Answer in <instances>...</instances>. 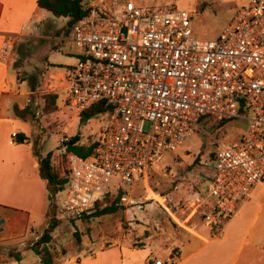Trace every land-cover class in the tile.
Here are the masks:
<instances>
[{"label": "built area", "instance_id": "2783aa9c", "mask_svg": "<svg viewBox=\"0 0 264 264\" xmlns=\"http://www.w3.org/2000/svg\"><path fill=\"white\" fill-rule=\"evenodd\" d=\"M89 1L71 30L81 52L64 68L65 102L79 112L101 100L114 108L93 155L67 156V182L50 194L55 217L90 215L98 200L116 193L114 177L132 183L192 137L203 117L242 119L238 141L215 139L204 200L205 225L222 235L264 184V0L241 6L215 39L197 37L193 16L172 3ZM15 41L3 43L1 59L12 55ZM121 191V201L135 204Z\"/></svg>", "mask_w": 264, "mask_h": 264}, {"label": "rangeland", "instance_id": "374dc122", "mask_svg": "<svg viewBox=\"0 0 264 264\" xmlns=\"http://www.w3.org/2000/svg\"><path fill=\"white\" fill-rule=\"evenodd\" d=\"M134 1L142 5L175 4L193 16L194 34L197 37L215 39L231 22L237 10L250 0ZM85 3L87 6L90 1L86 0ZM50 16L53 23L47 22L33 35L16 39L10 66L18 71L16 76L28 80L22 89L31 90L28 102L34 125L31 141L35 150L44 154L42 156L52 151V163L62 173L67 168L66 138L69 140L79 133V143L88 145L99 138L106 118L98 114L80 125L81 112L65 102L64 67L74 64L81 50L71 41V30H67L68 19L65 21V17ZM31 27L29 25L27 29ZM54 94L58 96L55 105L46 101L48 96ZM246 124L247 121L242 119L220 123L208 118L200 122V128L178 149L166 151L159 163L142 176H136L132 183L125 184L119 177H114L113 192L124 190L126 196L135 200V204L120 201L115 213L74 220L59 219L50 243L53 256L56 255L59 260L68 252L99 254L103 246L123 237L133 246H142L147 242L146 238L150 239L156 247L153 248L154 257L166 259L171 250L172 256H175L177 248L173 246L176 234L189 231L190 226L206 228L203 226V209L207 185L213 175L212 154L217 146L215 139L225 144L236 142ZM95 211L96 207L91 214ZM51 216L45 218L41 214H34L31 221L40 231L47 226ZM19 241L0 242L4 258L9 251L16 249L6 245ZM29 243L25 245L29 246ZM248 250L246 247L236 264L245 263ZM133 259L141 264L142 252Z\"/></svg>", "mask_w": 264, "mask_h": 264}, {"label": "crops", "instance_id": "0c3cea01", "mask_svg": "<svg viewBox=\"0 0 264 264\" xmlns=\"http://www.w3.org/2000/svg\"><path fill=\"white\" fill-rule=\"evenodd\" d=\"M50 15L53 14L41 8L38 0H0V49L8 39L33 35L45 23H53ZM65 19L67 21L68 17ZM29 25L32 27L27 29ZM11 57L0 58V220H4L0 225V242L21 240L6 245L20 251L21 259L4 258L0 248V264H42L39 255L29 246L44 229L37 231L31 217L41 214L46 218L47 181L40 175L31 141L34 133L28 102L31 90L22 89L28 80L15 75L18 71L11 68ZM14 132L17 139L12 138ZM23 136L26 139L20 141ZM203 226L205 230L190 226L189 231L176 234L173 248L176 247L177 252L172 256L171 250L166 259L153 256L156 247L150 239L146 238L142 246H133L123 237L103 246L99 254L68 252L59 260L55 255L54 263L138 264L133 256L142 252L141 264H153L154 259L170 264H236L247 247L244 264H264V184L256 186L252 197L227 221L222 235H212L210 229ZM28 242L30 245L26 246Z\"/></svg>", "mask_w": 264, "mask_h": 264}, {"label": "trees", "instance_id": "16d2710c", "mask_svg": "<svg viewBox=\"0 0 264 264\" xmlns=\"http://www.w3.org/2000/svg\"><path fill=\"white\" fill-rule=\"evenodd\" d=\"M86 0H38V5L41 8H44L50 11L54 16L57 17H68L67 21V30H72L74 24L87 14ZM58 96L56 94L48 96L46 99L50 104H56ZM114 106L107 103L105 100L98 101L88 108L84 109L80 113V125L85 124L89 119L100 114L103 116L109 115L113 111ZM205 117L201 121H204ZM229 121V120H228ZM223 121L220 123H225ZM25 136L20 138V141H24ZM81 136L79 133L72 136L66 142V153L69 154L75 153L83 157H90L94 153V149L99 143V138L94 142L84 145L80 144ZM35 155L39 163V172L43 179L47 181V190H48V200L50 202L51 195L57 193L61 190L65 183L67 182L66 174L68 172L67 168L62 173L56 170L55 166L52 163V151H49L45 156H42L39 151L35 150ZM214 156V152L212 157ZM124 192L118 191L116 193H111L106 195L103 199H100L96 202V211L89 216H101L106 214L115 213L119 209V202L121 201V196ZM104 204V206H102ZM47 211L46 216H51V220L47 222V226L44 228L43 232L39 235L37 240H35L29 248L32 249L37 255H39L42 264H55L54 256L50 247V243L53 240V232L59 225V218L55 217V209L50 207ZM9 257H13L16 260L21 259V252L18 250H11L8 253Z\"/></svg>", "mask_w": 264, "mask_h": 264}, {"label": "water", "instance_id": "95a60500", "mask_svg": "<svg viewBox=\"0 0 264 264\" xmlns=\"http://www.w3.org/2000/svg\"><path fill=\"white\" fill-rule=\"evenodd\" d=\"M4 222V220H0V225Z\"/></svg>", "mask_w": 264, "mask_h": 264}]
</instances>
